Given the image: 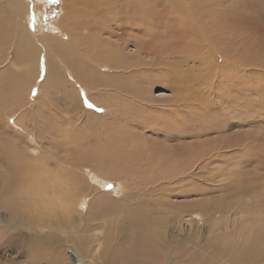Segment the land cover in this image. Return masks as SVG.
Segmentation results:
<instances>
[{
  "label": "rangeland",
  "instance_id": "1",
  "mask_svg": "<svg viewBox=\"0 0 264 264\" xmlns=\"http://www.w3.org/2000/svg\"><path fill=\"white\" fill-rule=\"evenodd\" d=\"M11 1L0 0V8L10 2L15 4ZM22 1L25 3L21 6L24 8L27 5L28 10L21 14L23 18L19 16V19H13L14 25L30 28L31 34L39 38L37 46L33 43L30 47L41 53L39 71L49 64H42L47 53L50 58L56 59L61 71L55 82L51 78L47 80L42 71L41 77L28 84L27 92L18 101L23 107L15 112L12 106H0V167L2 165L7 168V162L13 161L10 158L8 160V157H12L13 151H16L17 159L23 163L22 168L19 163L20 170L14 171L12 176L17 175L16 173L22 175L25 184L18 186L13 196L19 195L21 190L31 195L34 189L42 187L54 201L62 200L64 207L74 202L73 210L77 212L72 211L73 214L80 212L81 215L77 223L64 228L65 233L38 228L35 234H29L25 227L18 226L19 219L18 223L12 225V229L7 230L6 227L11 225L7 224L9 215L0 208V263L49 264L54 259L60 264H74L69 258V250L71 253V245L75 244L86 261L101 264L109 252L108 248L116 249L122 241L124 244L128 243L129 233L123 230L120 232L117 223L123 220L125 227L129 225V213L135 216L137 214L145 221L150 218L147 221L148 224L153 223L147 227L150 230L160 218L164 219L162 223L175 224V235H182L181 238H184L189 233L192 241L189 245L198 249L195 253L201 258H213L217 255L226 261V256L220 254L221 250H217L216 245L225 250H229L232 245H237L238 248L249 246L251 251L259 250L264 256L262 70L243 66L245 71L248 70L241 73L243 69L239 72L240 68L228 67L221 61L222 58L215 57V53L212 61L209 58L207 62H203L192 56L196 52L189 51L196 50L192 43L189 46L191 49L187 51H177L174 45H164L159 55L153 54L150 57L153 60L147 58L148 68L137 66L147 70L146 75L137 76L142 86H149L146 92L114 90L107 85L118 82V79H112L110 68L96 67L97 61L92 58L97 48L87 51L82 45L78 47L72 43L73 32L68 24L69 20L65 18L71 17L79 23L93 20L97 29L111 28L115 21L104 14L106 3H98L96 14H89V7H84L88 13L83 12L80 3L77 11L73 13V10L71 16H67L65 14L69 11L66 6L69 0H59V3H50L48 0ZM154 14L149 15L151 20ZM64 18L67 22L63 21ZM165 22L158 21L161 25ZM28 28L22 30L28 32ZM79 32L91 34V28L81 27ZM55 40L62 46L73 48L72 53L78 60L75 63L66 62L55 54L52 50ZM13 41H16L15 36ZM95 43L99 45L97 41ZM195 46L205 54L210 51L208 44ZM154 47L148 48L153 52ZM30 48H19L17 51L23 52L22 55L27 60ZM15 49V44L9 45V51L15 52ZM129 49L135 52L136 46L130 44ZM135 60L136 58L133 59L134 63ZM5 67L6 63H0V74L4 75ZM26 69L31 70L29 66ZM93 69L107 75L102 83L95 79V74L91 75ZM78 72L83 73L87 84L76 81ZM89 83L101 84L100 87L91 88ZM146 120L169 127L172 133L184 137L182 140L186 143L196 140L204 143L211 141L216 147L217 143L225 146L228 140L235 142L218 151L206 148L207 155L192 159L186 168L177 166L171 171L157 164L148 169L144 165H137L135 170L125 171L121 166H131L133 162L123 161L120 150L126 151L131 160L140 159L142 151V158L155 160L150 158L155 152L153 144L146 149L140 141H161L163 134L155 130L158 127L144 128L145 125H139ZM183 122L188 124L186 128H181ZM222 123L224 132L214 126ZM199 131H203L204 136L193 137V133ZM121 137L130 139L131 143L126 146ZM176 141L168 143L173 145ZM209 146L210 144L207 147ZM85 151H92L100 159H107L114 152L111 159L114 169L109 172L103 167V171H100L93 162L73 160L84 155ZM135 151L140 152L136 154ZM214 151L215 155L211 157ZM155 156L162 157V154L156 153ZM169 159L173 161L175 156ZM146 160L140 163L148 164ZM30 161L33 163L26 169L25 163ZM71 161L74 162L70 163ZM2 167L0 181L3 179ZM66 169L73 171V177L66 176ZM21 171L23 174H20ZM176 173L178 176L171 181L172 175ZM78 203L82 204L80 208ZM201 203H204L207 210L200 206ZM160 227V231L167 234L169 228L164 225ZM86 228L89 229L85 230ZM154 229L157 231V228ZM14 232L17 234L13 243H7L8 234L14 235ZM21 233L30 239H38V234L43 237H50L52 234L53 237L49 242L37 245L43 254L40 255L31 243L18 238ZM80 238L85 240L82 246L76 241ZM58 240L60 243H55Z\"/></svg>",
  "mask_w": 264,
  "mask_h": 264
},
{
  "label": "bare ground",
  "instance_id": "2",
  "mask_svg": "<svg viewBox=\"0 0 264 264\" xmlns=\"http://www.w3.org/2000/svg\"><path fill=\"white\" fill-rule=\"evenodd\" d=\"M11 2L10 4H12ZM13 3H15L12 4L13 6L8 3L5 7L1 5L0 8V63H6L5 69H3L4 75L0 74V106H12L15 112L18 108L23 107L22 104L21 106L19 105L20 103H18V101L21 100L27 92L28 84L35 82L37 78L41 77L40 73L42 71L45 73L47 80L51 78L52 82H55L61 70L59 69L56 59L50 58L49 53H47L42 64H45V62L49 64L46 65L47 68L45 67L41 69V72L39 71L38 66L40 65L41 53L38 49L30 48L31 44L34 43L36 45L39 38H35L28 27H21V25L15 26L13 20L15 17L19 19V16L22 17L21 14L26 13L28 10L27 3L25 4L26 8L21 6L25 3L22 0H13ZM98 3L107 4L103 12L107 17L115 21L112 25L113 27H100L97 29L96 23L93 20H81L82 22L79 23L78 20L75 19L74 21L71 17L65 18L69 20L68 24H70L72 29L71 32H73L71 35L72 43L78 47L82 45L87 51H92L97 48L92 54V58L97 61L96 67L102 66L110 68L113 73L111 75L112 79H118V82L114 84L108 83L107 85V87L110 86L114 90L119 89L129 93L136 91L146 92L149 86H142L137 76L140 74L146 75L147 70H142L137 66L142 65L148 68V62H146L148 61L147 58L153 57V54L159 55L163 51L164 45L169 47L174 45L177 51L179 49L187 51L192 43L193 48L196 47V50L190 48L191 50L189 51L196 52L192 56L198 57L203 62H207L215 53L217 55H215V57L222 58L221 61H224L228 67L235 66V68H240L239 72L243 69V66H245V68L249 66L255 69L257 68L258 71L262 70L264 73V0H69L66 6V8L68 7L69 13L65 15L71 16V11L74 10V13L80 5L83 6V12H87V9L84 7H89L91 8L89 14H96L97 11L95 8ZM155 4H159L157 5L158 7ZM161 4H163V6H161ZM14 6L16 8V13ZM20 6L21 8L18 10L17 8ZM152 13L155 14L151 20L149 15ZM65 18L63 19L64 22L66 21ZM99 18L98 16V19ZM159 20H165L166 22L164 25H161L158 23ZM81 27L91 28V34L84 35L82 32H79ZM27 28L29 29L28 32L22 30ZM14 36L16 38L15 42L13 41ZM96 41L99 45L95 43ZM201 43L208 44L210 51L207 50V54L201 52L199 47L195 46ZM10 44H15V52L9 51ZM130 44L136 46L135 52L129 49ZM153 45L155 49L152 52L148 47ZM27 47L30 48V51H28L29 59L26 60L22 55L23 52L17 51V49L20 48V50H25ZM71 49L64 45H60L58 40L54 41V46L52 48L55 54L60 56L61 59H64L66 62L75 63L78 59L77 56L72 53L74 51ZM182 50L181 52H183ZM180 55H182V53ZM134 58H136L135 63L133 62ZM150 59L153 60L152 58ZM212 60L213 58L211 61ZM92 65L90 66L92 67ZM28 66L31 70L26 69ZM212 67H214V65ZM245 68L241 73L247 72L248 69L245 71ZM93 74H95V79L101 83L107 77L104 72H99L97 69L92 70L91 75ZM77 75L78 78L76 81L81 84H87L83 79V73L78 72ZM228 80H230V78ZM100 84L89 83V86L91 88H97L100 87ZM237 84H239V82ZM13 103L14 106L12 105ZM15 104L17 105L15 106ZM146 121H143L139 125H145L143 126L144 128L158 127L155 130L163 134L161 141H140L146 149L153 144L152 147L155 149V152H153L150 158L155 160H148L149 158L146 160L144 157L142 158L141 155L143 151L140 153V159L136 160L134 158V160H131L126 151L120 150L119 153H121L123 161L133 162L131 166H121V169L125 171L129 169L130 171L135 170L137 165L138 167L144 165L146 169H148L155 167L157 164L163 165L164 168L171 169V171H174V168H178L177 166H180L179 168H186L191 163L192 159L206 156V148L218 151L228 144L230 146V144L235 142L228 140L225 146L217 143L216 147L212 145L211 141L204 143V141L196 140L193 143H186L182 140L184 137L174 132L172 133L171 129L162 126V123L155 122L154 124L148 120ZM223 125L222 123V125L214 126L217 130L219 129L220 132H224ZM187 126L188 124L183 122L181 128H186ZM222 127L223 130L221 131ZM202 133L203 131L195 132L193 133V137L200 138L201 135H203ZM120 139L125 142L126 146L131 143L130 139L126 137H121ZM173 140H179V142L176 141V144L170 145L168 142ZM209 144L210 146L207 147ZM141 148L144 150V147ZM215 151L212 153L211 157L215 155ZM13 152V156L8 157V160L10 158L13 161L11 162L9 160L7 162V168L1 165L3 179L0 181V208L7 211L6 214L9 215L7 224H11L6 227V229H12V225L14 226V224L18 223L17 219H19L20 222L18 226L21 228L25 227L29 231V234H35L38 228H48L49 231L53 230L65 233L66 231L64 228L70 224L77 223V219L79 215H81L80 212L76 214L78 216L73 214L74 202L71 200L72 203L64 207L62 200L54 201V199L47 195L46 191L42 190V187L34 189L31 195L27 191L21 190L19 195L13 196L17 187L25 184V179L22 178V175L16 173L17 175L12 176L14 171L18 172L20 170L19 163L20 168H22L21 166L23 163L22 160L17 159L16 151ZM139 152L140 151H135L136 154ZM113 153L114 152H112L107 159H100L95 157L92 151H85L84 155L73 160L80 162L87 160L93 162L97 170L103 171V167H105L106 170L110 172L114 167V163L111 161ZM156 153H161L163 158L161 156H155ZM174 156L175 159L173 161L169 159ZM144 160L148 161V164L140 163ZM73 162L74 161H71L70 163ZM32 163V161L26 162L25 168L27 169ZM66 173V176L73 177V171L66 169ZM20 174H23L22 171ZM177 176L178 173L172 175L171 181ZM163 189L165 188L163 187ZM181 193L184 194L183 192ZM2 194L4 195L1 196ZM79 203L78 208L82 206V204L79 205ZM200 206L206 208L204 203H201ZM205 210H207V208ZM183 213L186 212L183 211ZM129 214V225L125 227L123 220L117 223L120 232L123 230L129 233L130 238L127 240L128 243L124 244L122 241L118 243L116 249H112L111 247L112 250H109L108 248L109 252H107V256L102 259L100 262L101 264H264L263 253L259 250L251 251V247L249 246L238 248L237 245H232L229 250H225L216 245L215 248L221 250L220 254L226 256V261L218 258L217 255L213 258L208 256L204 258L198 257V254L195 253L198 252V249L195 246L191 247L189 245V242H192L189 233L184 238H181L182 235L176 236V231L173 229V227H176L175 224L168 225L162 223L164 219L160 218L156 226L152 225L153 229L157 228V231H155V229H152V231L147 228L150 224H153L152 222L148 224L147 221H149L150 218L145 221L146 219L141 218V216L139 217L137 214L136 216L133 215V213ZM161 225L169 228L167 234L163 230L160 231ZM149 228H151V226ZM88 229L89 228H86L85 230ZM16 234L15 232L14 235L12 233L8 234L7 243H13ZM51 236L43 237L42 234H38V239L36 237L30 239L21 233L18 238L25 242H29V244L31 243L30 245L34 246L40 255H43L41 249H39L37 245L41 242H49L53 237ZM76 241L81 246L85 243V240L81 238L80 240L76 239ZM55 243L60 242L58 240ZM70 249L72 250L71 253L69 250V258L74 264H90L84 259L81 251L75 244L71 245ZM35 257H37V255H35ZM48 263L60 264L58 260L54 259H51Z\"/></svg>",
  "mask_w": 264,
  "mask_h": 264
},
{
  "label": "snow or ice",
  "instance_id": "3",
  "mask_svg": "<svg viewBox=\"0 0 264 264\" xmlns=\"http://www.w3.org/2000/svg\"><path fill=\"white\" fill-rule=\"evenodd\" d=\"M50 3H59V0H48ZM87 103V101H85ZM89 107H92L91 104H88ZM110 187V186H109Z\"/></svg>",
  "mask_w": 264,
  "mask_h": 264
}]
</instances>
